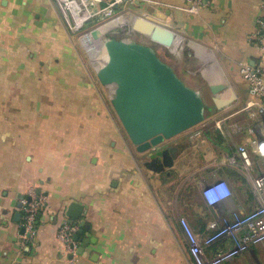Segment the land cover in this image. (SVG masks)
Returning <instances> with one entry per match:
<instances>
[{
    "label": "crops",
    "instance_id": "1",
    "mask_svg": "<svg viewBox=\"0 0 264 264\" xmlns=\"http://www.w3.org/2000/svg\"><path fill=\"white\" fill-rule=\"evenodd\" d=\"M156 1L165 6L134 11L175 35L159 29V40L185 46L182 70L200 85L186 83L212 108L164 143L173 164L160 173L143 165L147 155L129 142L110 90L72 46L53 0H0V264H195L180 218L203 234L210 220L257 206L252 178L264 170V154L251 147L255 108L239 68L264 67L255 34L260 0H203L195 13L184 10L191 0ZM221 86L219 97L229 89L235 98L217 110L210 87ZM241 145L248 170L226 159ZM217 179L232 194L209 206L202 190ZM32 195L48 204L27 241L19 202ZM64 220L78 227L73 254L58 236ZM231 245L224 239L208 252ZM224 264H264V243Z\"/></svg>",
    "mask_w": 264,
    "mask_h": 264
},
{
    "label": "water",
    "instance_id": "2",
    "mask_svg": "<svg viewBox=\"0 0 264 264\" xmlns=\"http://www.w3.org/2000/svg\"><path fill=\"white\" fill-rule=\"evenodd\" d=\"M143 20L148 24L136 17L132 30L148 38L150 44L132 37L107 36L109 29L98 27L90 33L100 40V48L89 51L88 56L96 80L110 90L111 108L126 137L136 152L147 155L143 165L153 173H160L173 164L170 149L164 143L203 123L211 106L203 93L188 85L152 45L170 47L171 42L156 37L159 29L170 33L171 38L174 33ZM221 88L210 87L211 102L217 110L230 105L235 98L229 89L219 97ZM70 208L80 209L74 203Z\"/></svg>",
    "mask_w": 264,
    "mask_h": 264
},
{
    "label": "built area",
    "instance_id": "3",
    "mask_svg": "<svg viewBox=\"0 0 264 264\" xmlns=\"http://www.w3.org/2000/svg\"><path fill=\"white\" fill-rule=\"evenodd\" d=\"M202 1L191 0L190 7L184 8V10L195 13L197 7L202 5ZM53 2L69 34H75L87 24L92 23L93 29L114 25L108 30L111 32L108 35L113 37L115 33L125 29L124 21H133L136 17L143 18L134 11L136 5L155 6L156 8L165 6L156 0H53ZM258 12L255 34L260 49L264 53V0H260ZM143 19L150 21L146 18ZM129 31L138 35L132 28ZM239 73L249 87L251 101L247 106L255 108L254 112L249 113V117L255 120V123L248 127L249 132L254 134L251 147L255 153L263 155L264 67L245 64L239 68ZM226 159L232 164L240 161L247 170L251 166L249 151L243 145L237 148L234 156L226 157ZM252 190L257 198V206L253 210L245 214H233L231 218L223 217L220 220H210L206 225V232L203 234L194 232L186 219L180 218L179 223L195 264H224L247 251L250 246L264 243V170L252 178ZM231 194L232 190L228 183L220 179L206 184L202 190V197L209 206L220 203L229 198ZM19 203L22 213V238L28 241L35 233L38 216L47 208V198L42 195H32L22 198ZM77 230V225L68 220L62 221L58 229L59 238L65 244L66 250L72 254L75 253L74 235ZM224 239L231 240V247L209 254V248Z\"/></svg>",
    "mask_w": 264,
    "mask_h": 264
},
{
    "label": "rangeland",
    "instance_id": "4",
    "mask_svg": "<svg viewBox=\"0 0 264 264\" xmlns=\"http://www.w3.org/2000/svg\"><path fill=\"white\" fill-rule=\"evenodd\" d=\"M126 19V18H125ZM124 26L125 28H128L129 27V30L130 28H132V21L131 20H127V21H124ZM128 25V26H127ZM127 26V27H126ZM161 26V25H160ZM93 24L90 23V24H87L83 29H81L79 32L75 33V34H70V37L72 38L71 39V44L72 46L75 48V50L79 53V55L81 56L82 60H84V62L86 63H90L91 67H90V70L93 74V77L95 75V69H94V66L92 65V63L90 62V59H89V56H88V52L91 51V49L87 48L86 45L84 44V41H85V37L86 35L89 33V31H91V29H93ZM102 29L103 26H100ZM163 27V26H162ZM120 32L122 33V31H119L115 34H120ZM125 32V31H124ZM111 33V32H107V36H109L108 34ZM131 33V32H130ZM112 35H114L112 33ZM129 37H132V38H135L137 39L138 41L142 42V43H145V44H150L149 40L146 39L144 36L142 35H134L133 33H131V36ZM184 42V41H182ZM185 44V43H184ZM157 52H158V55L163 59L165 60L167 63H169L174 69L175 71L178 73V75L184 79L188 84L192 85V86H196L198 87L200 84L197 80L199 79H194V80H191L187 77V75H185L184 71L182 70V67H181V64H182V59L183 57L185 58V55L187 56V54L185 53V46L181 43L180 45L177 46L176 49L173 48V46H170V47H165V46H162V45H158V44H152ZM174 49V50H173ZM178 53V54H177ZM189 54L191 55V58L193 57V54L192 52ZM192 60V59H191ZM187 65L189 66V68L191 69H194V66L193 63L190 61L187 63ZM110 97V96H109ZM108 101H109V98H107ZM208 99V98H207ZM111 106V105H110ZM212 111V108L209 109V113ZM211 114V113H210ZM188 223V222H187ZM258 245V244H256ZM253 246L255 245H252L250 246V248H252ZM249 248V249H250ZM248 249V250H249ZM247 250V251H248ZM242 254V253H241ZM240 255V254H239ZM238 256V255H237ZM236 257V256H235ZM234 258V257H233ZM232 258V259H233ZM231 259V260H232Z\"/></svg>",
    "mask_w": 264,
    "mask_h": 264
},
{
    "label": "bare ground",
    "instance_id": "5",
    "mask_svg": "<svg viewBox=\"0 0 264 264\" xmlns=\"http://www.w3.org/2000/svg\"><path fill=\"white\" fill-rule=\"evenodd\" d=\"M109 26H114V25H109ZM178 43V40H176L175 44ZM84 44L86 45V47L91 50H95L97 49L98 47L100 48V40L97 38H94L92 33H89L86 37H85V41H84ZM175 49V47H174ZM173 49V50H174ZM178 54V53H177Z\"/></svg>",
    "mask_w": 264,
    "mask_h": 264
},
{
    "label": "trees",
    "instance_id": "6",
    "mask_svg": "<svg viewBox=\"0 0 264 264\" xmlns=\"http://www.w3.org/2000/svg\"><path fill=\"white\" fill-rule=\"evenodd\" d=\"M109 28H111V27H110V26H105L104 29L108 30ZM124 31H125V32H124ZM129 35H131V34H130V31H129V27H128V28H125V29L122 31V33L120 32V34H119V33H118V34H115L114 37H116V38H120V37H124V36H129Z\"/></svg>",
    "mask_w": 264,
    "mask_h": 264
}]
</instances>
